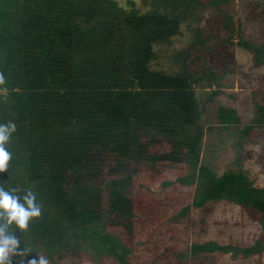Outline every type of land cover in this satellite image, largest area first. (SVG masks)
<instances>
[{"label":"trees","instance_id":"16d2710c","mask_svg":"<svg viewBox=\"0 0 264 264\" xmlns=\"http://www.w3.org/2000/svg\"><path fill=\"white\" fill-rule=\"evenodd\" d=\"M141 1L142 7L135 0H0L6 80L0 87L8 89L0 94V124L16 125L0 187L18 189L21 202L33 191L42 209L26 230L9 229L20 241L11 264L41 255L49 264H131L134 233L152 221L133 189L145 168L152 176L185 169L173 182L189 186L191 199L168 220L224 200L258 213L264 232V186L253 185L238 150L220 173L200 154L204 124L234 136L237 149L249 129L264 125V105L250 98L244 122L234 103L239 93L221 89L234 31L256 67L264 64V34L259 43L242 39L230 0ZM201 17L207 33L198 28ZM191 20L190 41L173 48L180 25L188 28ZM159 59L170 69L151 66ZM183 247L165 251L178 263H208L262 248L260 239L249 246L193 240Z\"/></svg>","mask_w":264,"mask_h":264},{"label":"rangeland","instance_id":"374dc122","mask_svg":"<svg viewBox=\"0 0 264 264\" xmlns=\"http://www.w3.org/2000/svg\"><path fill=\"white\" fill-rule=\"evenodd\" d=\"M125 5L124 0H117ZM145 0L144 2H148ZM205 1V0H203ZM141 0H135V4L142 7ZM263 0H230L227 4L228 11L233 21V26L238 27V34L242 39H248L259 43L264 34V9ZM251 5V6H250ZM248 12H252L251 18ZM213 21V20H210ZM215 21L212 28L214 32L220 29ZM202 33L211 29L201 17L197 23ZM195 23L191 20L189 27L182 23L180 30L182 34L173 39L172 47L180 48L190 41L193 35ZM222 33V30H221ZM237 32L234 31L232 41L234 49L233 57L227 62L229 72L223 75L221 81L225 92L239 93L235 101L238 113L246 121L252 114V100L264 105V64L253 66L249 51L237 46L235 40ZM169 51V50H168ZM154 68L169 70L168 64L159 59L151 65ZM207 90V89H206ZM225 98V96H221ZM229 101V100H227ZM203 119L204 116H201ZM202 123L203 120H201ZM241 128V126H238ZM200 154L209 159L212 169L217 173L225 170L230 160L238 150L241 160V168L246 171L252 179L255 187L264 186V125L252 127L241 137L242 147H236L234 136L228 134L217 124H204L202 126ZM185 169L170 168L163 169L160 174L152 176L148 168H145L133 183L137 200L142 203L141 213L143 217H150L152 221H142L134 233L136 248L130 257L131 264H264V232L261 230L258 213L244 210L240 207L219 200L208 204L209 210L189 209L188 213L180 216L179 222L168 220L172 214L182 206L189 203L191 199V188L173 182L176 175L184 173ZM162 181H170L167 186H162ZM138 184V186H137ZM146 206L150 209L147 213ZM162 235L161 238H159ZM173 240H169L170 237ZM167 237L166 239H163ZM257 239H260L262 248L258 252L251 253L248 257H237L229 260L228 255L218 256L216 262L200 263L184 261L178 263L177 259L171 258L169 250L176 245L177 248H184L191 241L201 242L213 240L219 244L230 243L239 246H249ZM185 240V241H184ZM174 242V244L172 243ZM182 261V259L180 260ZM104 264H113L106 261Z\"/></svg>","mask_w":264,"mask_h":264},{"label":"clouds","instance_id":"9594fccd","mask_svg":"<svg viewBox=\"0 0 264 264\" xmlns=\"http://www.w3.org/2000/svg\"><path fill=\"white\" fill-rule=\"evenodd\" d=\"M6 84L5 76L0 73V86ZM7 87H0V94L6 95ZM16 130L13 122L0 124V172H5L11 153L6 149L11 134ZM18 189L5 190L0 187V264H11L12 255H19V239L9 229L15 225L16 229L26 230L31 218L41 215V205L36 203V195L28 190L21 202V197L16 195ZM28 264H49V260L41 255L28 262Z\"/></svg>","mask_w":264,"mask_h":264}]
</instances>
